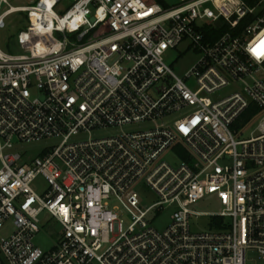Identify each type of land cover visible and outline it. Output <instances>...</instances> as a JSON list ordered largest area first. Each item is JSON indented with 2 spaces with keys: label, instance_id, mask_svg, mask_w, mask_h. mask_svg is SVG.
I'll list each match as a JSON object with an SVG mask.
<instances>
[{
  "label": "built area",
  "instance_id": "1",
  "mask_svg": "<svg viewBox=\"0 0 264 264\" xmlns=\"http://www.w3.org/2000/svg\"><path fill=\"white\" fill-rule=\"evenodd\" d=\"M15 13L25 27L0 50V264L264 261V0H0V28ZM178 48L197 55L181 77L164 61ZM205 197L221 209L194 211ZM196 215L208 230H191Z\"/></svg>",
  "mask_w": 264,
  "mask_h": 264
},
{
  "label": "rangeland",
  "instance_id": "2",
  "mask_svg": "<svg viewBox=\"0 0 264 264\" xmlns=\"http://www.w3.org/2000/svg\"><path fill=\"white\" fill-rule=\"evenodd\" d=\"M14 6H24L29 5L32 0H8ZM166 3H173V0H164ZM64 11V4H60L56 8V12L60 15ZM25 14L23 13H15L7 17L5 20V27L0 28V50L5 52H10L13 50V46L15 43V37L18 31L25 26L24 20ZM181 48L176 50H169L168 53L164 57L165 63L171 68L172 72H174L178 76H183V74L191 67L194 61L197 58V55L191 51L182 54L181 57L178 56V51ZM193 85V80L189 81V85ZM229 90V87L224 89L220 93H225ZM257 125V120L253 121L248 127L244 130L242 136L248 137L249 133L255 128ZM128 130L132 129V127H128ZM51 143L48 142H39L35 144L27 145L28 155L30 157L36 156L40 150L44 147V145ZM35 184L43 185L41 179H38ZM149 200H154L153 196L150 197ZM191 208L196 212L201 213H213L217 212L221 209L218 201L214 197H205L195 204L191 206ZM169 212H165L161 214L157 219L153 222V227L156 229H163L169 222ZM211 223V218L206 215H196L190 218V227L193 232H201L208 230L209 224ZM57 228L49 230L47 226H45L44 231H40L34 238V242L37 246L42 249H48L50 247L51 239H56ZM47 235L51 236L49 238ZM247 264H264V261L258 259V255L254 250H248L246 253ZM96 264V263H94Z\"/></svg>",
  "mask_w": 264,
  "mask_h": 264
},
{
  "label": "water",
  "instance_id": "3",
  "mask_svg": "<svg viewBox=\"0 0 264 264\" xmlns=\"http://www.w3.org/2000/svg\"><path fill=\"white\" fill-rule=\"evenodd\" d=\"M219 24V22H217V25Z\"/></svg>",
  "mask_w": 264,
  "mask_h": 264
}]
</instances>
